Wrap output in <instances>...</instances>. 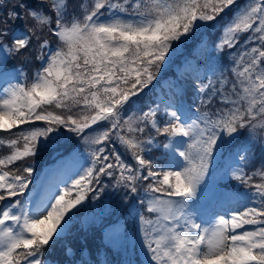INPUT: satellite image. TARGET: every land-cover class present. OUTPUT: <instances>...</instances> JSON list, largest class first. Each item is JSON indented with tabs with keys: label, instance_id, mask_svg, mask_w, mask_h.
Here are the masks:
<instances>
[{
	"label": "snow or ice",
	"instance_id": "snow-or-ice-1",
	"mask_svg": "<svg viewBox=\"0 0 264 264\" xmlns=\"http://www.w3.org/2000/svg\"><path fill=\"white\" fill-rule=\"evenodd\" d=\"M238 2L0 0V264H109L103 247L119 264H264V0L225 22ZM193 42L169 92L140 107ZM13 57L40 62L31 82ZM43 153L55 163L34 184ZM86 201L102 206V247L50 259Z\"/></svg>",
	"mask_w": 264,
	"mask_h": 264
},
{
	"label": "trees",
	"instance_id": "trees-1",
	"mask_svg": "<svg viewBox=\"0 0 264 264\" xmlns=\"http://www.w3.org/2000/svg\"><path fill=\"white\" fill-rule=\"evenodd\" d=\"M16 0H5V3L10 7L12 4H14ZM71 3L75 5L77 8H79L81 5L85 6H91L92 0H71ZM246 0H239L238 4L227 13V15L224 17V21L226 22L229 18H231L232 13L235 12L236 8H239L242 4H245ZM6 10V9H5ZM16 27H19V25H16ZM220 33L217 28L208 29L204 33V41L206 45L213 44L217 38L219 37ZM247 34H245L246 36ZM49 39H51L49 37ZM193 43H189L188 45H185L181 47L177 53L173 57V61L169 64V66L162 71L161 75L158 77L157 81H155L152 85V91L148 93V96L145 97L143 104L139 105L140 107H143L144 104L150 103L152 99H155L157 96L164 95L167 93V90L172 87V85L175 83L178 76H181L180 70L182 63H184L185 57L188 55L190 49L193 47ZM207 56V48H203L201 52V62H203V59ZM40 62L35 60L33 57L31 60H24L23 58L13 57L11 58L8 63V68H18L22 69L23 72L27 75L28 81L31 82L34 71L37 67H39ZM230 66L229 61L224 62L225 67V75H229V73L226 71V68ZM186 101L190 104H195L196 108H199L200 111H205L206 108L201 105L196 97L195 94L191 91H189L186 95ZM37 126H43V122H37ZM26 127V126H25ZM156 140L159 141V143L162 145L165 142V138L163 136H157ZM118 150L124 151L122 148L117 145ZM162 148V147H161ZM152 149L151 156L154 159H158L161 164L165 163V157L166 152L163 151V149ZM7 154V149H0V156ZM257 157H259V151L257 150ZM125 159L128 160L129 163H132L130 157L125 156ZM55 160L53 157L48 153H43L39 156L37 160V169L36 172H34V175L40 174V171L44 167H46L49 164L54 163ZM105 183H108V179L104 178ZM234 183V182H232ZM32 185H30L31 187ZM122 192H113L111 188L106 190L105 196L102 197V202L107 203L109 200H111L113 203L119 200V197L122 196ZM87 204V207L84 209L83 214L76 222H74L72 229L70 230L69 234L65 237V239L61 242L60 245L57 246V249L54 250L51 253L50 259H59V249L65 246H72L75 247L79 245L80 243L84 242L85 240L90 245V248L93 253V257L96 255V250L100 247H102V236L101 231L99 228H96L92 226V220L93 217L97 214L102 212V206L98 202H85ZM108 219H115V216L109 217ZM131 217L129 218V220ZM103 253L104 255L100 257V259L104 260L106 259L109 264H119V261L122 258V255L113 250L111 247H103Z\"/></svg>",
	"mask_w": 264,
	"mask_h": 264
},
{
	"label": "rangeland",
	"instance_id": "rangeland-1",
	"mask_svg": "<svg viewBox=\"0 0 264 264\" xmlns=\"http://www.w3.org/2000/svg\"><path fill=\"white\" fill-rule=\"evenodd\" d=\"M40 66V65H39ZM182 68H181V70H180V74L182 75L183 74V72H184V63H182V66H181ZM7 70L8 71H12L13 69H11V68H7ZM36 71V70H35ZM35 73V72H34ZM13 83H15L16 81L14 80V81H12ZM3 86H6V85H4L3 84V81H0V87H3ZM169 92V89L167 90V93ZM185 99H186V97H185ZM198 101V100H197ZM199 102V101H198ZM192 106L194 107V108H196V105L193 103L192 104ZM155 149H160V148H155ZM161 149H163V148H161ZM163 151H165L164 149H163ZM55 163V162H54ZM54 163H52V164H49V165H47L45 168H43L42 169V171H40V174H38V175H34V184L35 183H39L43 178H44V174L47 172V170L49 169V167L50 166H52ZM222 183H227V181H224V182H222ZM236 183V182H235ZM237 186V188H241V186L240 185H236ZM30 187V186H29ZM32 187V186H31ZM30 187V188H31ZM73 195H74V193H73ZM202 213H204V212H207V213H211L212 211H214V205L211 203V202H209V201H204V202H202V206H201V210H200ZM130 218V217H129ZM132 219V218H131ZM131 219H130V221H131ZM246 227H250V226H246ZM238 231H241V230H238ZM112 248V247H111Z\"/></svg>",
	"mask_w": 264,
	"mask_h": 264
}]
</instances>
